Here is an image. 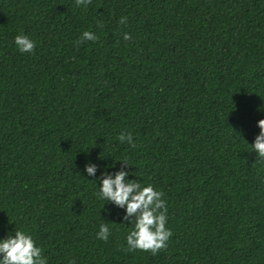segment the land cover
<instances>
[{
	"label": "trees",
	"instance_id": "trees-1",
	"mask_svg": "<svg viewBox=\"0 0 264 264\" xmlns=\"http://www.w3.org/2000/svg\"><path fill=\"white\" fill-rule=\"evenodd\" d=\"M261 105L264 0H0V238L27 230L48 264H264ZM113 164L164 193L155 254L96 196Z\"/></svg>",
	"mask_w": 264,
	"mask_h": 264
},
{
	"label": "clouds",
	"instance_id": "clouds-1",
	"mask_svg": "<svg viewBox=\"0 0 264 264\" xmlns=\"http://www.w3.org/2000/svg\"><path fill=\"white\" fill-rule=\"evenodd\" d=\"M90 2L91 0H76L77 6L87 7ZM126 22V17L119 18V23ZM98 26L102 27L99 22ZM123 38L127 40L130 36L125 33ZM96 39L97 36L94 32L85 30L76 40V44ZM13 43L21 53H30L35 46L34 41L26 34L14 36ZM258 110H264V105H261ZM256 123L259 132L250 146L252 150H255L257 158L264 161V118L259 119ZM118 139L120 142L127 141L130 145L132 144L130 133L121 132ZM116 161H121L123 165H129L127 160ZM97 167L96 163L86 161L84 172L89 177L96 176ZM112 167L114 164L106 165L100 176L94 180L96 184L99 181L96 196L105 203L110 202L124 209L121 223L124 224L123 222L127 221L128 225L132 226L125 236L129 251L150 250L155 254L166 246V242L172 234L166 227L167 204L162 199L164 193L156 190L151 183L142 185L136 179H129V172L125 170V167L109 172L107 169ZM109 232L108 225L101 223L96 232V238L107 241ZM9 233L4 238H0V264H48V257L42 254V248L37 245L27 230L14 229V232Z\"/></svg>",
	"mask_w": 264,
	"mask_h": 264
}]
</instances>
